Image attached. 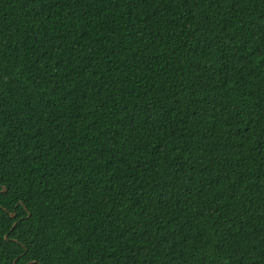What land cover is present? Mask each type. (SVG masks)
Returning <instances> with one entry per match:
<instances>
[{"label":"trees","instance_id":"1","mask_svg":"<svg viewBox=\"0 0 264 264\" xmlns=\"http://www.w3.org/2000/svg\"><path fill=\"white\" fill-rule=\"evenodd\" d=\"M0 264H264V0H0Z\"/></svg>","mask_w":264,"mask_h":264},{"label":"water","instance_id":"2","mask_svg":"<svg viewBox=\"0 0 264 264\" xmlns=\"http://www.w3.org/2000/svg\"><path fill=\"white\" fill-rule=\"evenodd\" d=\"M2 191H4V192H5V191H7V187H6V186H3V188H2ZM16 216H17V214H16V213H13V214H12V217H14V218H15ZM15 225H16V224H15ZM6 238H8V236H7V235H6Z\"/></svg>","mask_w":264,"mask_h":264}]
</instances>
